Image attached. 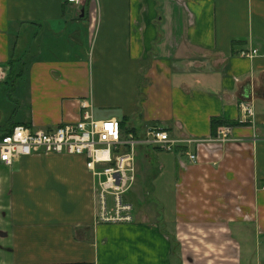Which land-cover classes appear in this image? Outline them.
<instances>
[{
    "label": "crops",
    "instance_id": "1",
    "mask_svg": "<svg viewBox=\"0 0 264 264\" xmlns=\"http://www.w3.org/2000/svg\"><path fill=\"white\" fill-rule=\"evenodd\" d=\"M10 61L23 73L3 129L75 122L92 100L108 119L119 118L103 109L118 107L139 137L158 128L207 141L229 129L230 141L163 158L140 146L156 169L155 204L135 207L133 224L98 223L85 157L0 164V264H178L168 231L180 229L186 202L192 220L208 205L222 263L264 264V0H0V66ZM242 103L255 123L241 122ZM42 159L50 175L17 176Z\"/></svg>",
    "mask_w": 264,
    "mask_h": 264
},
{
    "label": "built area",
    "instance_id": "2",
    "mask_svg": "<svg viewBox=\"0 0 264 264\" xmlns=\"http://www.w3.org/2000/svg\"><path fill=\"white\" fill-rule=\"evenodd\" d=\"M83 0H68L79 4ZM256 50L242 53L254 58ZM0 66V83L7 78ZM82 115L75 122H63L49 130H36L17 125L9 133L0 131V164L12 167L22 158L63 155L86 158V167L94 178L96 219L100 224H133L136 222L135 205L128 199L138 178V147L146 146L163 152H174L182 145L205 142L227 143L230 130L224 129L219 137L209 140L179 139L164 129L153 128L143 137L126 131L117 118L96 119L92 100L81 102ZM242 123H255L254 107L240 105ZM191 163L198 156L187 152Z\"/></svg>",
    "mask_w": 264,
    "mask_h": 264
},
{
    "label": "rangeland",
    "instance_id": "3",
    "mask_svg": "<svg viewBox=\"0 0 264 264\" xmlns=\"http://www.w3.org/2000/svg\"><path fill=\"white\" fill-rule=\"evenodd\" d=\"M5 72H7L8 76V70L4 69ZM7 79V78H6ZM5 82V81H4ZM0 83V114H2V119L0 120V125L4 123L5 114L9 112V110H13L16 101L15 96L11 86L10 85H4V83ZM26 82V78L22 79L18 82L20 94H18V97H21L22 100L27 95L22 94L21 84ZM108 88V87H107ZM106 89V88H105ZM24 90V88H23ZM28 88L26 87V91ZM123 91V89H119V92ZM24 96V97H23ZM118 107L114 106H108L107 108L103 109V113L107 115H115V117H118L121 120H124L123 114L120 110L117 109ZM110 113H109V112ZM21 113V112H20ZM18 113V115H20ZM96 119H108L107 116H99L95 115ZM21 119V117H18ZM127 128H134L135 124L132 120L127 119ZM150 151L154 152L155 157L161 156V158L165 157V153L161 151H157L155 149H150ZM146 152H144L143 147H138V157H137V166L140 169V174L138 178L137 185L135 188L129 193L128 199L132 200L135 203L136 211L140 210L141 207H145V203L149 204H155L153 201L152 196L155 198V195L149 193L151 191V188L156 187L155 183V176H156V169L151 165L148 164V161L146 159ZM167 154V153H166ZM49 159V158H48ZM156 159V158H155ZM46 159H42L41 162L39 161L34 164V166L26 168L25 170L17 171V176L22 175L24 176V179H28V177L31 178V176H40L41 178H44L46 175H48L49 172L47 168V162H45ZM51 166V165H50ZM50 175V174H49ZM159 184L162 186V180L160 179ZM148 189V190H146ZM39 192V190L37 189ZM148 191V193H146ZM152 192V191H151ZM93 202H94V208L96 211V198H95V189H93ZM152 195V196H151ZM158 195V198L160 199V195ZM136 199V200H135ZM40 199L39 201H41ZM5 203H7V200H5ZM187 203V202H186ZM184 203L182 207L183 211V217L180 221V229L179 230H171L168 231L169 234L172 235V238L174 239L175 244V251L177 255V263L178 261H181L180 264H184V261L186 264H227V262L222 263L221 259L226 257V250H224V247H222V240L221 235L219 232H213L206 228V223L208 222V218L206 217V214H204L205 209H208V205H205V202H203L201 208L196 209V211H200L197 213L196 218L192 220V216H189L188 213V207L189 204ZM154 208L155 205H153ZM207 207V208H206ZM205 208V209H204ZM96 216V214H95ZM163 223V221H160ZM210 224V222H209ZM182 226V227H181ZM205 226V227H204ZM213 234V236H212ZM213 244V245H212ZM222 249L225 251L223 252ZM233 254L235 253L234 250ZM210 260H213V262H210ZM230 264H233L230 262Z\"/></svg>",
    "mask_w": 264,
    "mask_h": 264
},
{
    "label": "trees",
    "instance_id": "4",
    "mask_svg": "<svg viewBox=\"0 0 264 264\" xmlns=\"http://www.w3.org/2000/svg\"><path fill=\"white\" fill-rule=\"evenodd\" d=\"M11 64H13V61H10V70L8 72L7 79L5 80V82L3 84L4 85L5 84L6 85H10L11 87H13L15 81L22 75L23 71L22 70L21 71H16L15 67L13 65H11ZM126 123H127V118H124V120H121L122 127L126 131L134 133V134H136L137 137H139V135L135 131V128L128 129ZM219 125H220V123L217 124L216 121H214V123H213V134L216 133L217 128L219 127ZM15 126H17V125H13L11 127L9 126L7 129H3V127L1 126L0 127V131L6 134V133L11 132Z\"/></svg>",
    "mask_w": 264,
    "mask_h": 264
}]
</instances>
